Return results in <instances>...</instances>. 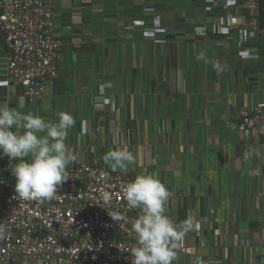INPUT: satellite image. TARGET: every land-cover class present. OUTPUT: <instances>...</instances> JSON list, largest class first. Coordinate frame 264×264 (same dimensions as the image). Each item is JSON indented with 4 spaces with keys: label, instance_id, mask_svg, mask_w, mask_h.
<instances>
[{
    "label": "crops",
    "instance_id": "1",
    "mask_svg": "<svg viewBox=\"0 0 264 264\" xmlns=\"http://www.w3.org/2000/svg\"><path fill=\"white\" fill-rule=\"evenodd\" d=\"M207 5L56 0L62 47L55 83L42 100L30 101L7 76L0 29V104L46 120L69 112L75 120L65 141L75 156L71 164L107 165L103 156L123 147L136 159L122 172L164 180L172 192L166 214L201 224L186 235L172 264H264V126L249 138L240 128L241 108L264 98V74L258 60L239 51L244 10L219 34L229 8L225 0H215L211 10ZM201 53L205 60L197 58ZM0 158L5 177L15 182L16 161Z\"/></svg>",
    "mask_w": 264,
    "mask_h": 264
},
{
    "label": "built area",
    "instance_id": "2",
    "mask_svg": "<svg viewBox=\"0 0 264 264\" xmlns=\"http://www.w3.org/2000/svg\"><path fill=\"white\" fill-rule=\"evenodd\" d=\"M206 1L211 10L215 0ZM55 2L0 0V29L9 54L7 76L23 87L32 102L42 100L46 87L58 77L62 40L55 31ZM225 2L228 25L221 21L217 32L225 34L244 10L239 51L244 58L258 60L261 0ZM240 116V128L249 138L264 126V98L241 108ZM67 171L69 179L58 186L51 201L19 200L15 198V182L5 177L0 158V261L132 264L130 251L124 249L135 246L131 226L141 212L127 207L122 190L135 177L89 162L71 164ZM109 212L122 220H114Z\"/></svg>",
    "mask_w": 264,
    "mask_h": 264
},
{
    "label": "clouds",
    "instance_id": "3",
    "mask_svg": "<svg viewBox=\"0 0 264 264\" xmlns=\"http://www.w3.org/2000/svg\"><path fill=\"white\" fill-rule=\"evenodd\" d=\"M197 58L206 59L203 53ZM74 124L67 111L57 112L55 120H46L0 104V156L16 161L11 168L16 199L43 203L55 198L58 186L70 177L68 166L75 161L65 143ZM135 159L134 153L123 147L103 156L113 171H127ZM122 191L127 207L141 212L131 226L135 246L124 249L130 251L132 264H172L176 249L188 233L200 230V222L188 216L177 223L166 214L171 193L157 176L139 174Z\"/></svg>",
    "mask_w": 264,
    "mask_h": 264
},
{
    "label": "trees",
    "instance_id": "4",
    "mask_svg": "<svg viewBox=\"0 0 264 264\" xmlns=\"http://www.w3.org/2000/svg\"><path fill=\"white\" fill-rule=\"evenodd\" d=\"M260 26L262 29V32L260 33V38H259V66H260V71L262 74H264V0H261V16H260ZM254 80H258V76H255L253 78ZM264 80V77H263ZM264 138V135H263Z\"/></svg>",
    "mask_w": 264,
    "mask_h": 264
}]
</instances>
